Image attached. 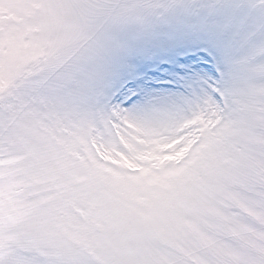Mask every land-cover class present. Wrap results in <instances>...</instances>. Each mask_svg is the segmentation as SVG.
Returning <instances> with one entry per match:
<instances>
[{
	"label": "snow or ice",
	"instance_id": "1",
	"mask_svg": "<svg viewBox=\"0 0 264 264\" xmlns=\"http://www.w3.org/2000/svg\"><path fill=\"white\" fill-rule=\"evenodd\" d=\"M5 156L0 264H264V0H0Z\"/></svg>",
	"mask_w": 264,
	"mask_h": 264
},
{
	"label": "rangeland",
	"instance_id": "2",
	"mask_svg": "<svg viewBox=\"0 0 264 264\" xmlns=\"http://www.w3.org/2000/svg\"><path fill=\"white\" fill-rule=\"evenodd\" d=\"M23 157L5 156L0 158V242L6 243V236L26 215L27 205L19 198L25 185L20 165Z\"/></svg>",
	"mask_w": 264,
	"mask_h": 264
}]
</instances>
